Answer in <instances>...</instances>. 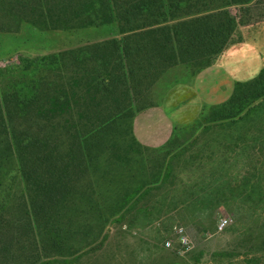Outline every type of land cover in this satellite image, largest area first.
<instances>
[{
  "label": "rangeland",
  "instance_id": "1",
  "mask_svg": "<svg viewBox=\"0 0 264 264\" xmlns=\"http://www.w3.org/2000/svg\"><path fill=\"white\" fill-rule=\"evenodd\" d=\"M194 1V15L179 27L200 34L195 58L186 54L153 74L140 71L135 55L130 72L112 62L96 75L88 63V78L71 89L66 73L50 76L65 87L21 120L7 118L0 104V264H183L164 245L178 221L199 257L264 264V99L250 105L245 96L264 68V0H226L230 5L215 10L203 6L209 0ZM12 4L0 0V69L20 55L58 53L68 61L69 51L86 49L124 56L117 21L49 28ZM213 12L211 23L233 26L232 41L216 53L203 42ZM207 64L229 65L242 78L222 105L194 94L195 74ZM149 106L165 108L174 122L157 148L140 146L132 131L136 113ZM222 217L231 221L218 231ZM128 252L140 260L127 262Z\"/></svg>",
  "mask_w": 264,
  "mask_h": 264
},
{
  "label": "trees",
  "instance_id": "2",
  "mask_svg": "<svg viewBox=\"0 0 264 264\" xmlns=\"http://www.w3.org/2000/svg\"><path fill=\"white\" fill-rule=\"evenodd\" d=\"M10 1L13 3L12 6L33 11L38 15V21L49 28H84L117 21L126 43L123 47L124 56L114 59L111 55H100V53L94 55L86 49L79 52L69 51L71 56L68 61L65 60L64 55L58 53L36 57L20 55L17 64L0 69V77L5 81L6 88L0 96V104L6 108L5 114L9 119H24L31 109L47 105L52 100V96L59 91V87H65V85L70 89L73 86L78 87L89 76V66L86 65L88 63L96 68V75H100L102 66L107 67L112 62L113 67H123L126 64L127 71L130 72L128 58L135 55L140 62H143L140 65V71L151 72L153 69V74L158 68L164 69L172 64L188 60L189 56H185L186 54L192 59L195 58L192 56L195 53L191 50H193L195 38L200 34L196 35L189 26L183 29L179 27V25H187L186 18L194 15V12L190 11L192 3L196 4L194 0H188L184 4L182 0ZM220 1L216 7L210 6L211 0L205 1L203 6L208 7L209 10H215L230 5V2L226 0ZM250 1L252 0L233 2L243 5ZM214 13L204 24L206 31L203 42H211L208 51L216 53L232 41L228 39L233 26L230 22L228 25L222 22L211 23L215 18ZM183 19H185L184 24ZM18 26L17 23L16 29ZM5 28L12 29L6 26ZM59 73H66L65 85L50 78ZM245 96L250 105L264 99V68L254 80L246 84Z\"/></svg>",
  "mask_w": 264,
  "mask_h": 264
},
{
  "label": "crops",
  "instance_id": "3",
  "mask_svg": "<svg viewBox=\"0 0 264 264\" xmlns=\"http://www.w3.org/2000/svg\"><path fill=\"white\" fill-rule=\"evenodd\" d=\"M244 79L247 81L246 78ZM240 80H242V78L238 77L235 70L229 65L207 64L202 66L195 74L194 94L196 98L204 104L222 105L233 97ZM173 130V119L169 112L161 106H149L139 110L132 123L134 139L143 148H157L163 146L170 139ZM132 194L134 196V193ZM156 224L162 226V221H157ZM180 225L184 227L190 237L191 245L189 249L182 248L176 239L174 229ZM171 230V234L167 235L164 239V245L166 240H172V246L166 248L175 255L183 258V264H214L212 261H207L205 259V257H209L207 253H205L204 256L203 253H199L201 257L197 255L198 252L201 251L196 244H194L190 229L186 224L180 221L175 222L172 224ZM115 254L116 252L114 255ZM117 255L120 256L119 254ZM120 257L122 259V256ZM125 258H127V262H133L134 258L137 261L140 260V257L133 256L132 253L129 252L126 253Z\"/></svg>",
  "mask_w": 264,
  "mask_h": 264
},
{
  "label": "built area",
  "instance_id": "4",
  "mask_svg": "<svg viewBox=\"0 0 264 264\" xmlns=\"http://www.w3.org/2000/svg\"><path fill=\"white\" fill-rule=\"evenodd\" d=\"M231 219L229 217H222L218 223H217V228L218 230H223L225 229L228 224L230 223ZM176 233V239L181 245L182 248L184 249H189L191 245L190 237L188 236L187 232L185 231L184 227L182 225L176 227L175 229ZM173 244V241L168 239L165 241V246L166 247H171Z\"/></svg>",
  "mask_w": 264,
  "mask_h": 264
}]
</instances>
